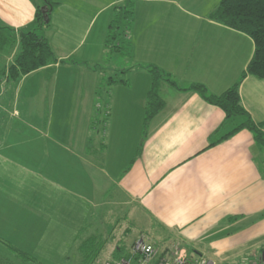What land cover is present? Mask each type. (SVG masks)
Returning a JSON list of instances; mask_svg holds the SVG:
<instances>
[{
  "label": "crops",
  "instance_id": "crops-1",
  "mask_svg": "<svg viewBox=\"0 0 264 264\" xmlns=\"http://www.w3.org/2000/svg\"><path fill=\"white\" fill-rule=\"evenodd\" d=\"M50 1L49 24L41 33L57 61L12 79L7 70L19 50L21 29L33 23L41 4L0 0L6 43L0 47L1 243L7 246L4 237L11 233L19 241L16 246L35 263L68 257L66 247L73 242L79 251L84 226L76 222L74 211L80 208L90 217L96 180L89 172H104L92 157L97 109L108 106V117L111 103L119 98L141 110L142 131L136 156L114 180L120 198L112 192V207L127 204L129 214L153 234L157 244L179 243L216 264L239 248L247 252L264 238V216L259 217L264 212V149L248 129L213 143L233 129L228 125L217 132L226 118L224 110L193 90H183L200 83L209 94L221 95L237 83L251 61L254 40L212 18L220 0H109L99 11L97 0ZM127 2L133 14L118 38L125 47L120 55L136 65L118 73L117 68L103 70L101 49L110 47L109 26ZM102 15L99 27L97 19ZM152 66L168 74L156 87ZM241 82L242 105L264 131V79L247 75ZM104 83L117 89L105 91ZM153 88L164 106L149 119L145 133L148 93ZM100 146L101 152L109 147L104 140ZM79 159L92 180L88 188L76 186ZM111 206L108 211L113 212ZM108 211L102 210L103 216ZM55 227L67 233L66 247L50 239ZM99 230L92 226L86 236L109 239L108 232L97 234ZM21 239L30 243L26 246ZM106 250L102 255H107ZM260 252L259 263L264 264V246ZM110 253L109 259H117ZM8 261L0 255V264Z\"/></svg>",
  "mask_w": 264,
  "mask_h": 264
},
{
  "label": "rangeland",
  "instance_id": "rangeland-1",
  "mask_svg": "<svg viewBox=\"0 0 264 264\" xmlns=\"http://www.w3.org/2000/svg\"><path fill=\"white\" fill-rule=\"evenodd\" d=\"M108 1L109 0H97L98 11L99 8L104 7L105 4L103 3H106ZM38 2L41 4L42 8L45 6L44 3H41L42 2L41 0H38ZM107 13L108 12H105L104 15ZM104 15H102L97 19V25H99V27L103 21L102 19ZM115 43L118 44L119 42L116 41ZM115 43H112L109 47L110 49H112V52H109V48L108 50L105 49L104 52L103 49H101V54L102 53L105 54L102 56L103 70L112 67V68H117L118 70H115V72L118 73L120 68L132 67V66L135 67L136 64H134V62H132L129 57L123 58L120 55L124 51V48L121 47L115 49L114 47L116 45ZM115 72H113V74H115L117 76L115 78L118 79L119 74ZM130 76L131 75L129 74L127 79H129ZM109 85L111 86V84L107 85L104 83L105 91L107 90V88L110 87ZM109 89L110 92H114L117 88L111 87ZM115 95L116 94L113 93L112 97L115 98ZM118 100H119L118 102L115 101L111 103L112 114L108 117L107 115L109 113V110L106 109V107L108 108V106L104 107V109L102 110L97 109V116L99 117L97 123L98 125H97V129H95V131L93 132V134L97 136V137L95 136L94 138L97 139L94 140L92 144V148L93 149L96 148V149L92 151L93 152L92 157L94 158L93 162L96 165H98L100 168H102L104 172H99L98 175L95 172H93V170L89 172L91 173L93 181L96 180L95 185L92 186L93 203H92L91 215L90 217H88V215L84 214L83 210H80V208H76L74 211V215L76 216V222L82 221L83 224L82 226H84L82 229L83 230L82 235L80 236L81 240L85 238V236L90 231V228L92 226L94 227V230L95 228L100 229L99 231H97V234L105 235V233L107 232L109 233L108 235L109 239H107V242H109L110 245L108 244V247H105L107 249L106 250L107 255L105 254L106 253L105 252L104 255L99 256L95 264H101L106 259L112 258L111 256L112 254L111 253L109 254V252L115 250L114 248L119 244L118 241L126 240V245L128 246L127 248L129 249L131 248L132 242L139 235H141V233H145V231L148 230L145 226L138 223L136 219H134L135 216L133 213L129 214L127 204L119 205L118 207V204L115 203L116 205L112 207L111 206L112 203L109 202L110 201L109 198L112 197L113 191H114V198H120V195L118 194L119 191L117 190V186L114 184V180L117 179L119 176H121L122 173L127 168H129V165L131 164L133 158L136 156L135 155L136 149L139 145L137 137L141 135L140 131H142L140 127L142 126L140 125L141 110L138 109V106L135 105L134 107L132 102H127V101L122 102L120 101V98ZM106 110H107V114L105 113ZM149 128H150V123L146 122V125L143 126V132L145 133L148 132L147 130H149ZM83 130H82L83 138H80L81 140L84 139ZM103 140L105 141L106 144L109 145L108 149L105 150V152H101V150L99 151L101 147L100 143H103ZM76 164L77 165H75V172H76L75 178H76L77 189L78 188L80 189V187L82 188V185L83 187L88 188L92 180L83 170V166H82L83 160L80 159L76 160ZM84 178L86 179L83 181ZM110 180L113 181V183ZM109 183L112 184H110L109 186ZM82 193L83 192L81 190L80 194ZM110 206L113 208V212L108 211ZM102 210L108 211L109 213L108 216H103ZM140 213L142 212H139L138 214ZM140 215L142 218H144V220L147 219L146 216H144L143 214ZM126 216L127 219H125ZM118 217H120L119 220ZM115 222L117 225L115 224ZM131 222H133L134 224H132ZM22 225H24L25 227L27 226L26 224H19L17 227H21ZM55 229L58 231L57 227H55ZM128 229H130V232L127 233V231H129ZM57 231L56 233L54 232L51 235L50 239H53L55 244L57 245L60 244L62 245V247H66L68 244L66 242L68 237H66L65 235H67V233L65 232V230L62 232L59 231L57 232ZM149 234L153 236V234H151L150 232ZM6 236L7 237L4 238L7 239V241L5 240L7 246L2 244L0 241V255L2 254V257L9 259L8 261L9 264L11 263L12 264H80L81 253L77 250V248L74 247L75 242H73L74 243L73 245L71 244V246H69V249L68 247H66L69 254L68 257L66 256L48 257L46 261H40V262L37 261L35 263L33 259H27L23 255L21 257L16 255V252L12 249V247L19 249L17 247L18 246L17 242L19 241H17V238L14 235H11V233H7ZM62 236L65 238L64 242ZM21 240H23L22 242L26 246L27 243H30V241L28 240H24V239ZM34 240L35 239L32 237L31 241L34 242ZM260 240L254 242L252 247L247 252L243 251L244 249L239 248L236 251H232L228 257H224L223 259L218 260L217 264H255V263L260 264L259 262H261L260 260H262L263 258L260 251L262 249V246H264V238L262 237ZM3 253H5L6 255ZM63 254L65 255V253ZM18 257H20V261L18 260L16 262Z\"/></svg>",
  "mask_w": 264,
  "mask_h": 264
},
{
  "label": "trees",
  "instance_id": "trees-1",
  "mask_svg": "<svg viewBox=\"0 0 264 264\" xmlns=\"http://www.w3.org/2000/svg\"><path fill=\"white\" fill-rule=\"evenodd\" d=\"M52 4L53 3L50 0H45L47 12H44L42 7L38 6L33 23L28 27L21 29L19 50L15 55L14 63L7 70L10 78L18 79L23 75H27L57 61L53 48L46 37L41 33L44 26L49 24L45 21V15L46 13L49 15V12L51 11L50 7L53 6ZM132 14L133 8L130 3L127 2L125 6L119 7L109 26L110 34L108 42L110 45L116 41L119 42L118 38L126 31L123 30V28L127 26L132 19ZM211 15L215 21H219L225 26L232 27L237 31L250 36L254 40L255 51L241 78L237 83L232 85V87L222 92L221 95L209 94L207 88L200 83H192L187 89L183 90H193L202 95V97L209 103L211 102L224 110L226 118L217 132L226 129L225 127L228 125L232 126L233 129L229 132L223 133V135L216 138V141L214 140L213 143L221 142L224 138H228L239 130L248 129L252 132L259 147L264 149V131L254 122L251 116H249L245 106L242 105L241 94L239 93L240 85L242 83L241 81L247 75L264 79V0H220ZM2 32V27H0V47L6 44L4 42L5 35L2 34ZM115 44V49L121 47L125 49L121 42ZM150 71L154 74V86L164 75L168 76V74H161L156 66H152ZM5 72L6 71H4V73ZM165 80L169 81L172 85L176 84V82L169 77L165 78ZM148 97L145 117L147 122H149V119L154 118L164 106V100L160 97L155 88L148 93ZM263 216L264 212L261 213L259 217ZM131 223L134 224L133 222ZM128 230L127 233L130 232V229ZM82 232L83 231H81V235ZM140 237H144L152 245L158 248L160 250V256L166 255L167 252H170L171 250L172 245L170 246L167 244L164 246L162 242L157 244V242L154 241L153 236L145 232L141 233V235L132 242L131 248L129 249L127 248L126 240L118 241L119 244L113 251L114 258L119 259L131 256L132 248L134 247L133 245ZM106 241L107 240H104L98 235L85 237L81 240L79 246V252L81 253L80 264H95L99 256L104 252ZM12 249L19 252L21 256L25 255L27 259H33L20 249L15 247H12ZM189 254L192 255L191 251H189Z\"/></svg>",
  "mask_w": 264,
  "mask_h": 264
},
{
  "label": "built area",
  "instance_id": "built-area-1",
  "mask_svg": "<svg viewBox=\"0 0 264 264\" xmlns=\"http://www.w3.org/2000/svg\"><path fill=\"white\" fill-rule=\"evenodd\" d=\"M133 246L131 256L108 259L101 264H216L206 255H190L189 250L179 243L173 244L164 256H160V250L144 237L138 238Z\"/></svg>",
  "mask_w": 264,
  "mask_h": 264
},
{
  "label": "water",
  "instance_id": "water-1",
  "mask_svg": "<svg viewBox=\"0 0 264 264\" xmlns=\"http://www.w3.org/2000/svg\"><path fill=\"white\" fill-rule=\"evenodd\" d=\"M42 10L44 11V12H47V8L45 9V8H42ZM45 21H46V23H49V16H48V14L46 13V15H45Z\"/></svg>",
  "mask_w": 264,
  "mask_h": 264
}]
</instances>
